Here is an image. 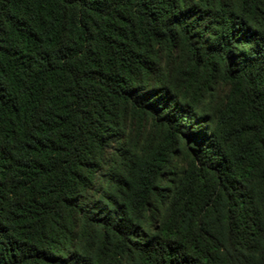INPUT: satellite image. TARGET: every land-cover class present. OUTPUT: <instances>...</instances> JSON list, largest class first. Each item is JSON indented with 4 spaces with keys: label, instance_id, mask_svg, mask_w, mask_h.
Masks as SVG:
<instances>
[{
    "label": "trees",
    "instance_id": "trees-1",
    "mask_svg": "<svg viewBox=\"0 0 264 264\" xmlns=\"http://www.w3.org/2000/svg\"><path fill=\"white\" fill-rule=\"evenodd\" d=\"M0 264H264V0H0Z\"/></svg>",
    "mask_w": 264,
    "mask_h": 264
}]
</instances>
